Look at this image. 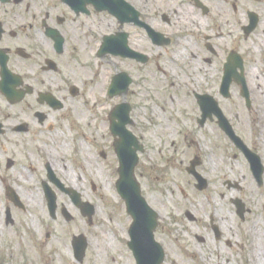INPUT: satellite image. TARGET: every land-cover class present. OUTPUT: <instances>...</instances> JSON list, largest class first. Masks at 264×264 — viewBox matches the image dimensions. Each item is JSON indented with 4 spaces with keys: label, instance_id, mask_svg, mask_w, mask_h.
Returning <instances> with one entry per match:
<instances>
[{
    "label": "flooded vegetation",
    "instance_id": "1",
    "mask_svg": "<svg viewBox=\"0 0 264 264\" xmlns=\"http://www.w3.org/2000/svg\"><path fill=\"white\" fill-rule=\"evenodd\" d=\"M119 1L126 13L121 23L109 9L100 11L91 0H81V5L75 9L64 0H0V105L5 102L17 106L14 116L3 113L0 106V138H5L9 132L23 138L25 147L22 155L27 162L25 166L29 165L23 169L31 171L24 174L23 169L17 168L23 165L18 164L14 154L11 155L0 145L3 148L0 149V182L7 184L17 182L21 177L35 178L36 171L40 169L42 172L39 176L48 179L50 187L57 193L58 214L63 216L65 207L70 211L73 207L80 213L65 189L74 187L79 192L85 191L88 183L91 185V178H86L81 185L73 182L69 166L63 167L49 152L80 155L77 142L87 144L83 135L69 139L65 136V130L75 125L72 100L83 95L75 22L84 19L92 21V26L101 22L95 31L102 32L97 38L100 43L105 36H116L122 32L133 48L148 57L144 64L147 67L154 63L162 74L169 68L168 56L173 55L180 61L182 77H189L193 83L204 81L208 84L201 90L195 89L192 94L196 99L197 95L206 94L217 101L237 136L247 146L245 151L228 138L233 149L229 157L237 162L242 158L236 167L246 169L250 184L258 197L264 199V0ZM98 18L100 21H97ZM107 19L110 20L109 24ZM112 21L119 25L116 31L111 28ZM145 25L155 30L157 41H153ZM141 36L151 43L150 48H137L136 42ZM227 82L230 84L225 92L222 86L224 83L227 86ZM7 83L16 92L14 101L6 92ZM73 86L77 87L76 91L72 90ZM201 115L199 106L197 123L200 130L208 125L222 129L215 112L207 115L204 124L200 123ZM241 128L245 131H241ZM196 146L200 151L191 162L196 163V170L208 180V185L199 190L194 185L196 193H183L182 197L189 202V209L184 211L185 218L192 223V227L202 228L192 233L195 240L194 264H264V201L263 213L255 221L254 227L246 231L248 233L242 241L239 224L234 230V225L231 227L223 216L225 194L218 192L216 187V190L213 189L215 191L206 193L211 185H218V181L211 177L220 170L216 162L218 158L213 154L214 162L207 159L205 141H197ZM43 156L47 162L36 170L34 165L38 166ZM87 156L81 162L84 168L81 174L91 176ZM107 157L106 153L105 159ZM53 176L64 186L53 181ZM242 176L241 182L232 179L225 181L227 189H235L241 195L247 179L245 174ZM39 190L45 193L43 186ZM17 193L22 195L21 190H17ZM240 197L231 199V202L240 220L245 221L252 210ZM237 200L244 205L245 215L237 207ZM175 204L178 211L183 212L179 204ZM14 207L16 210H27L24 205ZM81 217L87 227L74 225L76 232H73V228L69 229L70 235L66 239L73 260L85 264L90 240L88 238L85 257L78 260L75 238L89 234V227L94 226L96 217ZM76 219L64 218L70 224ZM201 221L204 224L200 226ZM9 224L14 226L15 220ZM27 230L35 236V230ZM42 231V227L38 229L40 234ZM257 231H260L263 241L261 254H256L257 249H252L254 240L257 241ZM45 238L41 239V250L49 245L52 233H46ZM37 250L34 242L21 232L15 239L1 238L0 263L48 264L40 258ZM236 256L240 262L235 260ZM133 264H136L135 258Z\"/></svg>",
    "mask_w": 264,
    "mask_h": 264
},
{
    "label": "rangeland",
    "instance_id": "2",
    "mask_svg": "<svg viewBox=\"0 0 264 264\" xmlns=\"http://www.w3.org/2000/svg\"><path fill=\"white\" fill-rule=\"evenodd\" d=\"M97 21L100 19L98 18ZM106 22L109 24L110 20L107 19ZM100 24L101 22H96L92 26V21L84 19L75 22L80 58L78 71L81 74L83 95L72 100L75 125L74 128L65 130V136L69 139V137L83 135L86 137L87 144L77 142L82 155L66 154L60 151L59 153L49 152V155L52 157L54 155L55 161L58 159L63 167L69 166L73 182H79L81 185L86 178H91V185L88 183L83 195L85 199L97 206V211L94 226L89 227V234L86 235L91 245L85 264H133L134 260L127 244L130 240L129 227L132 218L127 214L124 200L117 192L116 181L119 173L115 166L118 162L115 161L114 138L110 131L109 120L112 108L121 104L124 98L122 96L109 98L107 94L112 77L120 71H126L134 79L125 97L126 101L132 105L131 118L135 120V125L129 128L141 140L145 148V152L140 155L141 162L136 172L138 180L143 185L142 192L165 217V221L160 222L155 233L158 242H161L166 249L167 258L164 264H194L195 240L192 233H197L202 228L192 227V223L185 218L184 211L189 209V202L183 200L182 191H186L187 194L196 193L194 186L196 181L187 173L186 168L200 151L194 144L197 141H205L208 148L207 159L214 162L213 154H215L218 158L216 162L219 163L218 176L211 175L212 180L218 181V185H211L206 193L209 194L217 188L218 192L225 194L223 216L231 227L234 225V230L239 224L241 239L244 241V235L248 233L246 231L254 227L255 221H258L259 215L263 213L264 199L258 197L254 186L250 184L246 169L239 170L236 167L242 162V158L240 157L237 162L229 157L233 149L222 129L212 125H208L203 130L198 127L199 106L192 92L195 89L201 90L208 84L204 81H199V84L193 83L189 77H182L178 61L174 62L171 59L167 63L168 66L166 65L169 67L168 70L166 69L167 74H164L166 72L161 74L154 63L147 67L122 57L108 56L105 59L98 57L100 42L97 38L102 32L95 33V31ZM84 25H90L93 31ZM118 27L119 25L112 21L111 28L116 31ZM136 43L137 48L147 46L150 48L151 45L142 36ZM168 57L170 58V55ZM172 81L175 82L174 85L171 84ZM0 106L3 113L9 116L15 115L17 106L5 102ZM227 107H229L228 104ZM241 131L245 129L241 128ZM23 143V138L12 132H9L5 138H0V145L11 155L14 154L18 164L23 165L17 166L20 169L29 166H25L27 162L22 155L25 147ZM101 151L108 154L106 159L101 156ZM87 155H89L91 176L81 174L80 163L83 157L88 158ZM46 162L43 156L41 163L34 167L38 170L44 167ZM28 172L31 171L23 169L24 174ZM40 172H42L40 169L36 171L35 178L21 177L17 182H7V184L0 182V239H15L21 232L34 242L40 258L45 259L44 262L79 264L72 258L66 237L69 229L73 228V232H76L74 225L87 227V224L81 221L80 213L73 207L70 208L71 215L73 214L72 216L77 219L72 224L67 223L59 214L57 219L50 217L47 199L44 192L39 190L43 181L48 182V180L40 177ZM243 174L247 179L243 184L245 190L242 194L240 195L235 189L228 190L225 181L232 179L241 182ZM93 182L97 185L96 188L92 185ZM7 185L21 190L20 197L26 206V211L15 209L7 197ZM236 197L243 198L248 208L252 210L245 221L240 220L231 202V199ZM42 202L43 205H41ZM175 203L179 204L183 212L178 211ZM8 208L12 210L14 226L7 225ZM201 224L204 223L201 221L200 226ZM41 227L43 231L40 234L38 229ZM27 228L35 230V236L30 234ZM50 232L52 239L49 240V245L41 250V242L46 240L45 234ZM236 257L235 260L238 261L239 258Z\"/></svg>",
    "mask_w": 264,
    "mask_h": 264
},
{
    "label": "water",
    "instance_id": "3",
    "mask_svg": "<svg viewBox=\"0 0 264 264\" xmlns=\"http://www.w3.org/2000/svg\"><path fill=\"white\" fill-rule=\"evenodd\" d=\"M73 8H78L81 5V0H64ZM97 4V7L101 10L109 9L112 14L123 22V17L126 14L122 3L119 0H91ZM153 35V34H152ZM156 38V36H153ZM112 53L116 56H123L126 58H134L136 60L146 61V57L141 53H137L132 50L127 42L125 34L119 33L118 36H107L104 39L102 48L99 51L101 56ZM132 82V77H129L127 73L121 72L113 77V82L109 87V95L115 96L123 94L125 95L129 86ZM9 90V87H8ZM200 105L203 110L208 111L213 106L214 103L207 97H199ZM131 107L127 103H121L114 108L111 113V130L114 136L119 137L115 143V149L119 157L120 162V179L117 182V188L119 194L122 195L123 199L126 201L128 206V213L132 215L134 222L130 230V236L132 237L129 242V247L134 252V256L137 259V264H161L164 259V249L155 240L154 232L157 229V215L151 209L147 201L141 193V184L136 179L135 167L138 162V151H142L143 147L140 145L139 140L136 136L132 134L131 131L127 129V125L132 124V119H130ZM119 120V122H117ZM221 126L225 129L227 135L236 141L240 146L242 145L240 138L235 136V133L231 126L227 123L226 119L221 116ZM73 196L78 207L82 209L84 215L92 217L95 212V207L89 204H83L81 198L77 193H69ZM11 199L20 205L21 201L19 197L11 190L9 193ZM47 198L49 199V208L53 213L56 212V197L54 193L47 190ZM11 214L8 212V220ZM81 249V256L84 253L86 247L85 239L83 242L79 243Z\"/></svg>",
    "mask_w": 264,
    "mask_h": 264
},
{
    "label": "bare ground",
    "instance_id": "4",
    "mask_svg": "<svg viewBox=\"0 0 264 264\" xmlns=\"http://www.w3.org/2000/svg\"><path fill=\"white\" fill-rule=\"evenodd\" d=\"M87 159V157H83L82 158V161H84V159ZM254 231V230H253ZM255 232V231H254ZM258 232V235H257V241H255L254 240V244H253V246H252V249L253 250H256L257 249V251H255V253L257 254V253H259V254H261L262 252H261V248L263 247V241H262V236L259 234L260 233V231H257ZM110 243V242H109ZM254 253V254H255Z\"/></svg>",
    "mask_w": 264,
    "mask_h": 264
}]
</instances>
